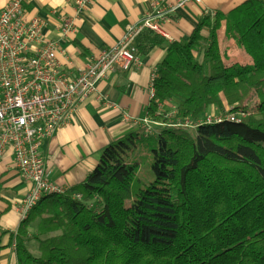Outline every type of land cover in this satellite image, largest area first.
I'll return each instance as SVG.
<instances>
[{"label": "trees", "instance_id": "trees-1", "mask_svg": "<svg viewBox=\"0 0 264 264\" xmlns=\"http://www.w3.org/2000/svg\"><path fill=\"white\" fill-rule=\"evenodd\" d=\"M222 20L219 12L204 15L167 45L145 115L164 122L157 103L176 99L175 118L195 122L223 113L222 96L233 107L227 114L253 97L260 116L230 122L222 115L193 135L166 126L150 139L133 132L110 142L83 182L31 208L18 228L17 264H264V0L227 15L249 66H223L215 34ZM200 47L201 63L193 56ZM144 144L149 181L133 157ZM32 222L44 237H33L37 258L23 244Z\"/></svg>", "mask_w": 264, "mask_h": 264}, {"label": "crops", "instance_id": "crops-1", "mask_svg": "<svg viewBox=\"0 0 264 264\" xmlns=\"http://www.w3.org/2000/svg\"><path fill=\"white\" fill-rule=\"evenodd\" d=\"M155 1L158 0H89L86 11L78 16L74 12V0H33L24 10L26 18L46 21L45 30L50 37L57 36L56 26L61 20H73L75 34L59 42L69 64L59 55L57 59L68 66V74L74 76L90 57L117 42L125 27L146 15ZM244 1L199 0L167 16L159 23V28L172 42L179 41L190 34L201 17L219 12L223 20L215 34L223 66H249L252 59L227 22L228 13ZM9 2L0 0V9ZM169 43L156 33L142 32L135 42L137 65L95 82L93 92L78 106L70 122L61 126L41 148L49 182L65 191L80 184L96 167L99 153L107 144L129 133L141 132L136 122L145 116L151 76L163 60ZM202 53L203 47L193 52L199 63ZM220 100L223 102L222 96ZM209 111L215 110L210 108ZM152 128L156 129L154 125ZM30 188L31 185L20 178L13 166L11 150L6 148L0 158V264H17L15 245L23 220L16 207ZM36 226L37 222L29 223L23 239L27 252L34 258L39 256L38 243L33 238L37 236Z\"/></svg>", "mask_w": 264, "mask_h": 264}, {"label": "built area", "instance_id": "built-area-1", "mask_svg": "<svg viewBox=\"0 0 264 264\" xmlns=\"http://www.w3.org/2000/svg\"><path fill=\"white\" fill-rule=\"evenodd\" d=\"M32 1L10 0L0 9V158L4 150L10 148L14 168L20 178L31 185L16 207L22 220L42 197L65 192L46 178V164L41 151L44 142L70 122L78 106L93 92L97 80L137 65L135 41L142 32H153L172 42L160 30L159 23L186 5L199 2H153L146 15L125 27L117 42L90 57L74 76H70L69 67L61 64L57 56L69 64L59 42L72 38L76 25L70 18L63 19L56 26L57 36L50 37L45 30V20L25 17L24 7ZM88 3L89 0H74L76 16L86 11ZM153 78L154 71L148 87L149 104L154 100ZM157 106L166 122L155 123L146 115L137 120L144 138H151L156 129L166 126L187 130L198 124L217 123L222 115L230 122L242 119L236 113L226 115L225 112L207 114L195 122L187 118L176 119L175 116L172 119L174 113H164L162 104L157 103ZM72 198L80 200V195L73 194Z\"/></svg>", "mask_w": 264, "mask_h": 264}, {"label": "rangeland", "instance_id": "rangeland-1", "mask_svg": "<svg viewBox=\"0 0 264 264\" xmlns=\"http://www.w3.org/2000/svg\"><path fill=\"white\" fill-rule=\"evenodd\" d=\"M222 102V101H221ZM176 104H177V100L176 99H172L170 100L169 103L165 104L163 107V112L167 113V114H171L174 113L172 119L175 116V108H176ZM222 106H223V112H225V114L227 115L228 111L230 109H232V106H228L225 103V100L223 99L222 102ZM236 106V110L234 111V114L237 115L238 117L244 118V116H249V115H254L256 117H259L260 114V107L258 106L257 101L251 97L248 100H246L243 104L241 105H234ZM213 110H216L215 107H211ZM211 113V112H209ZM170 120V118H168ZM164 122H166V120L164 119ZM159 123V122H158ZM187 131L193 135L194 134V129H187ZM154 136H152L151 138H153ZM146 139H150V138H146ZM150 149L151 147L144 144L139 146L136 151L133 153V157L136 161H138L140 163V170L138 172V176L139 178L143 179L144 181H149L151 179L150 177V173H149V165L151 163V153H150ZM89 203V202H88Z\"/></svg>", "mask_w": 264, "mask_h": 264}]
</instances>
